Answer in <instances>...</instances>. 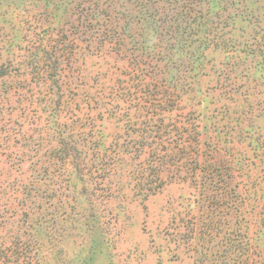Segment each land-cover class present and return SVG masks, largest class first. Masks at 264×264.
Instances as JSON below:
<instances>
[{"label": "rangeland", "instance_id": "obj_1", "mask_svg": "<svg viewBox=\"0 0 264 264\" xmlns=\"http://www.w3.org/2000/svg\"><path fill=\"white\" fill-rule=\"evenodd\" d=\"M241 247L264 264V0H0V264Z\"/></svg>", "mask_w": 264, "mask_h": 264}, {"label": "trees", "instance_id": "obj_2", "mask_svg": "<svg viewBox=\"0 0 264 264\" xmlns=\"http://www.w3.org/2000/svg\"><path fill=\"white\" fill-rule=\"evenodd\" d=\"M103 18H104L103 20H107L106 19L107 18L106 15H104ZM110 24H112V21L108 20V23L107 24L105 23L103 25H107L108 26ZM196 143H198V139H196ZM194 161H195V164L199 166L200 161H198V159H196ZM238 252L241 253V264H254V262L252 260V254L250 252H248V249H243V247H241V250L237 251V253ZM196 260H197V262L199 261L200 264H206L207 263V255H204V253H203V257H199ZM238 262H240V260Z\"/></svg>", "mask_w": 264, "mask_h": 264}]
</instances>
